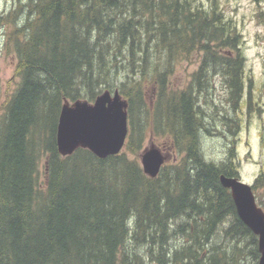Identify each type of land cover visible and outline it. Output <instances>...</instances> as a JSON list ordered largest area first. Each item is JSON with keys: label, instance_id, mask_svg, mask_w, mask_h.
<instances>
[{"label": "trees", "instance_id": "16d2710c", "mask_svg": "<svg viewBox=\"0 0 264 264\" xmlns=\"http://www.w3.org/2000/svg\"><path fill=\"white\" fill-rule=\"evenodd\" d=\"M21 1L0 14L17 58V86L0 104V264H258L259 238L220 182L240 175L234 146L221 163L201 149L202 131L214 130L203 107L214 76L234 107L245 85L244 40L218 2ZM182 62L198 68L177 87ZM116 89L128 102L123 151L62 155L65 101ZM223 116L234 134L239 122ZM148 131L178 157L156 177L140 162Z\"/></svg>", "mask_w": 264, "mask_h": 264}, {"label": "rangeland", "instance_id": "374dc122", "mask_svg": "<svg viewBox=\"0 0 264 264\" xmlns=\"http://www.w3.org/2000/svg\"><path fill=\"white\" fill-rule=\"evenodd\" d=\"M202 1L207 8H210L213 2H218V7L224 15L235 22L244 40L242 49L246 74L243 94L236 107L223 78L220 75L214 76V87L207 95L208 104H205L203 99V107L211 119L214 130L202 131L201 149L208 160L221 163L228 158L229 149L234 146V160L241 178L254 185L256 179L264 175V17L262 20L259 17L260 12L264 13V0ZM19 2L20 0H0V14L11 12ZM25 2L22 0L21 4ZM20 18H24V15ZM10 27V24L0 25V104L7 93L12 92L17 86L15 76L17 58L6 46ZM197 68V62L178 64L175 73L171 75L174 85L184 87ZM146 97L150 102L155 99L151 87L148 88ZM223 115L233 117L239 122V128L234 134L228 130L233 124L232 121L227 122ZM152 144L164 149V154L169 156L167 162L178 159L175 152L165 144L162 135L153 136L148 131L141 151ZM44 164L43 158L40 166L42 182L46 181ZM255 192L258 202L262 203L260 205L264 208V185L257 186Z\"/></svg>", "mask_w": 264, "mask_h": 264}, {"label": "water", "instance_id": "95a60500", "mask_svg": "<svg viewBox=\"0 0 264 264\" xmlns=\"http://www.w3.org/2000/svg\"><path fill=\"white\" fill-rule=\"evenodd\" d=\"M129 134L128 102L116 89L105 90L94 102L65 101L57 126V146L64 155L73 154L78 148H87L100 158L119 154ZM144 172L156 177L168 159L162 149L151 145L141 155ZM221 184L228 188L241 220L259 238L260 259L264 264V209L258 204L253 185L241 176L220 175Z\"/></svg>", "mask_w": 264, "mask_h": 264}]
</instances>
